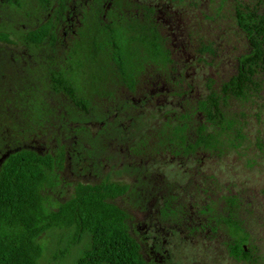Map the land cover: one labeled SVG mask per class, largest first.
Wrapping results in <instances>:
<instances>
[{
    "label": "rangeland",
    "instance_id": "obj_1",
    "mask_svg": "<svg viewBox=\"0 0 264 264\" xmlns=\"http://www.w3.org/2000/svg\"><path fill=\"white\" fill-rule=\"evenodd\" d=\"M107 1L21 0L19 7L0 0V32L8 34L0 39V165L22 147L55 155L52 183L45 189L50 208L69 199L79 182L129 183L130 190L115 202L131 212V230L150 263L248 264L227 250L228 242L242 236L245 245L264 255V100L246 106L248 138L241 153L177 155L159 140L170 124L183 123L186 102L172 91L164 67L147 62L132 91L112 73L105 52L99 61L92 56L95 42L104 37L102 24L116 18L103 12ZM138 1L139 17L147 5L166 9L160 33L172 45L180 74L199 90L208 73H230L246 49L232 15L234 0ZM47 22L53 37L39 45L27 40L29 30ZM201 40L212 43L213 59L193 54ZM53 69L73 80L88 111L51 89ZM92 74L103 77L97 89L90 84ZM229 189L242 200L238 230L220 216L222 194ZM73 237L69 228L45 232L39 238L42 264H74L88 237L77 243Z\"/></svg>",
    "mask_w": 264,
    "mask_h": 264
},
{
    "label": "trees",
    "instance_id": "obj_2",
    "mask_svg": "<svg viewBox=\"0 0 264 264\" xmlns=\"http://www.w3.org/2000/svg\"><path fill=\"white\" fill-rule=\"evenodd\" d=\"M4 1L21 6V0ZM39 1L44 5L48 2ZM107 3L103 12L116 18L114 23L102 24L104 37L95 42L94 60L99 61L105 52L112 73L132 91L147 62L160 69L164 67L172 91L186 102L183 123L170 124L169 130L162 132L161 136L165 137L159 141L168 144L177 155L187 157L206 154L222 158L231 152L241 153L248 138L246 106L264 100V0H234L232 15L244 34L246 49L236 57L230 73H208L201 90L180 74L172 56V45L160 33L165 27L163 18L168 15L164 7L147 5L142 11L143 17H139L142 6L138 0H108ZM52 31L53 26L47 22L29 30L27 40L39 45L47 37H53ZM0 39H8V34L0 32ZM215 53L212 43L204 40L193 52L200 60L203 55L213 59ZM106 66L103 63L101 69L105 71ZM92 75L90 84L92 89H97L98 79L103 77ZM49 79L54 92L66 95L79 109L89 110L87 99L62 71L53 69ZM55 166V155L28 147L12 150L3 158L0 264H42L44 246L39 238L55 228L73 229L76 243L87 235L88 244L74 264H155L146 260L141 243L131 230V212L115 202L130 190L129 183L114 179H101L92 184L79 182L69 199L50 208L45 189L52 183L50 174ZM222 195L225 202L220 216L231 228H242L238 214L241 196L230 189ZM246 239L235 237L228 242L229 255L248 264H263L264 255L245 245ZM66 251L62 250V255Z\"/></svg>",
    "mask_w": 264,
    "mask_h": 264
}]
</instances>
